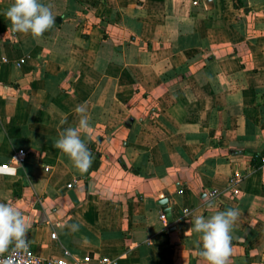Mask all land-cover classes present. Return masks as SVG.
Returning a JSON list of instances; mask_svg holds the SVG:
<instances>
[{"label":"crops","instance_id":"1","mask_svg":"<svg viewBox=\"0 0 264 264\" xmlns=\"http://www.w3.org/2000/svg\"><path fill=\"white\" fill-rule=\"evenodd\" d=\"M194 1L40 0L55 24L33 39L0 0V202L36 255L205 264L190 221L234 208L229 264H264V0ZM81 104L83 174L53 147Z\"/></svg>","mask_w":264,"mask_h":264},{"label":"clouds","instance_id":"2","mask_svg":"<svg viewBox=\"0 0 264 264\" xmlns=\"http://www.w3.org/2000/svg\"><path fill=\"white\" fill-rule=\"evenodd\" d=\"M4 15L10 21L12 32L30 33L33 39L41 38L55 24L51 7L40 0H14ZM75 112L80 117L78 125L61 131L53 147L66 155L83 174L88 171L93 159L85 142V139H91L88 135L91 125L86 104L77 105ZM238 217L239 210L230 208L217 211L208 218L196 216L190 221L192 227L187 232L198 234V255L205 264H229L231 232ZM30 228V221L18 207L11 201L0 202V264H35V259L27 255ZM71 229L78 231L79 225L73 224ZM84 239L87 240L86 237Z\"/></svg>","mask_w":264,"mask_h":264},{"label":"built area","instance_id":"3","mask_svg":"<svg viewBox=\"0 0 264 264\" xmlns=\"http://www.w3.org/2000/svg\"><path fill=\"white\" fill-rule=\"evenodd\" d=\"M195 4H198V1H194ZM24 62V59H21L18 64H22ZM27 151L20 149L18 150L14 156H13V162L16 164H22L26 158H27ZM9 167L3 166L1 169L7 170ZM243 174L242 173H236L232 178H231V184L233 187L237 186L240 182L243 181ZM69 187L73 186V183L68 184ZM234 192H237L234 190ZM217 191L212 190L210 192L211 197H216ZM161 218L166 221L167 217L165 212H161ZM53 237L57 238L56 232L53 233ZM28 257L29 258H34L35 259V264H119V260L115 257H112L110 255H91V254H84L80 257L72 258L71 261H69L67 258H60V257H55L51 256L49 258H42L38 255H36L30 248L28 249Z\"/></svg>","mask_w":264,"mask_h":264},{"label":"trees","instance_id":"4","mask_svg":"<svg viewBox=\"0 0 264 264\" xmlns=\"http://www.w3.org/2000/svg\"><path fill=\"white\" fill-rule=\"evenodd\" d=\"M236 6L239 7V6H243V7H246L247 6V3L245 0H237V3H236Z\"/></svg>","mask_w":264,"mask_h":264},{"label":"water","instance_id":"5","mask_svg":"<svg viewBox=\"0 0 264 264\" xmlns=\"http://www.w3.org/2000/svg\"><path fill=\"white\" fill-rule=\"evenodd\" d=\"M130 121L133 122V119L131 118ZM128 124L131 125L130 122ZM256 158H260V157L257 155ZM163 201H165V200H163ZM170 213H171V210H168L166 214L169 216Z\"/></svg>","mask_w":264,"mask_h":264}]
</instances>
